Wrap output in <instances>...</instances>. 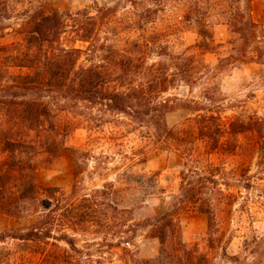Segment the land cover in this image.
Masks as SVG:
<instances>
[{"label": "rangeland", "instance_id": "obj_1", "mask_svg": "<svg viewBox=\"0 0 264 264\" xmlns=\"http://www.w3.org/2000/svg\"><path fill=\"white\" fill-rule=\"evenodd\" d=\"M21 1L10 9L11 19L4 21L11 27L0 32V100L12 95L11 90L6 89L7 85L15 82L19 75L30 72L29 68L18 66L21 60L24 61L21 51L26 43L16 30L23 17L17 13L31 10L38 1L49 2L51 8L60 12L85 7L95 12L97 6L114 8L116 12L110 27L104 29L116 38L114 44L131 52H135L134 44H140L145 49L147 64H166L171 79L166 96L185 99L194 96L202 103H208L202 98L208 80L193 84L191 94L180 68L190 65L187 58L217 67L221 58L231 54L237 56L239 34L233 32L234 13L238 8L246 9L245 0ZM250 12L264 34V0H253ZM101 36L104 37V32ZM64 42L70 43L67 39ZM261 44L264 46V40ZM76 45L86 46L80 42ZM248 49L250 56L255 54ZM230 62L235 63L227 65L228 71L214 80L220 84L226 98L221 109L223 121L229 122L237 117L247 119L254 114L264 118V57L262 63H243L240 59ZM81 63L87 65L90 62L83 55ZM215 83L210 81L208 84ZM44 100L51 101L53 116L43 122L42 143L49 145L48 129L53 123L56 130L53 136L64 146L52 147L51 152L38 156L33 153L23 155L24 161L33 169H28L29 177L17 172V179L8 186L16 185V189L24 190L25 183L31 179L42 189L34 199L22 203L27 206L22 218L0 212V232L28 229L46 214L44 199L50 200L54 209L59 199L62 205L56 214H62L61 223L65 227L56 225L55 233L59 234L65 228L76 239L80 251L75 252L65 242L53 239L45 243L9 238L0 241V264H45L44 253L49 256L51 264H56L54 258L62 255L64 250L70 255L71 264H130L136 259H153L159 255L161 246L148 229L139 228L133 238L124 235L126 238L120 243L119 237L112 236L103 226V213L109 214L113 224L119 220L112 217H119L113 206L120 210L134 209L132 213L124 214L130 224L163 211L166 198L178 191L181 172L196 166L200 169L221 166L230 180L238 178L242 167H249L255 175L254 186L248 192L250 199L246 207L235 203L231 210L219 215L217 234L225 233L220 247L212 249L209 246L207 216L192 206L180 215L182 242L216 264H236L224 256L225 248L227 254L237 255L241 260L262 261L264 264V174L259 173L256 166L258 137L255 132L239 135V148L234 155L209 154L205 144L196 139V117L187 110L180 109L167 115L169 128L182 133L186 139L170 141L165 147L127 116L113 112L103 115V108L98 104L48 96ZM10 114L0 103V120L4 118L6 121L0 122L1 172L8 170L4 163L11 159L10 153L4 149V140L17 138L16 134L10 133V118L5 117ZM36 134L30 131L31 137L36 138ZM24 138L28 137L24 135L22 140ZM192 144L196 150L188 158L184 152ZM109 184L114 185L115 192L107 198L98 197L97 190ZM48 188L52 190L47 191ZM24 193L32 195L31 191ZM127 240L130 245L125 243Z\"/></svg>", "mask_w": 264, "mask_h": 264}, {"label": "trees", "instance_id": "obj_2", "mask_svg": "<svg viewBox=\"0 0 264 264\" xmlns=\"http://www.w3.org/2000/svg\"><path fill=\"white\" fill-rule=\"evenodd\" d=\"M252 1L245 0L246 9L238 8L234 13L233 32L239 34L237 56L231 54L221 58L217 67H209L193 58H187L190 65L180 68L191 94L193 84L198 80H208L202 91V98L208 103H202L194 96L190 99L176 95L166 96L171 82L166 72V64H147L145 49L140 44H134L135 52L114 44L116 38L111 36L110 31L104 30L110 27L112 16L116 12L114 8L97 6L95 12L87 7L60 12L51 8L49 2L38 1L31 10L18 12L17 15L22 14L23 17L16 30L18 34L23 35L26 43L25 49L21 51L24 61L21 60L18 66L29 68L30 72L19 75L15 82L6 86V89L11 90L13 97L0 100L11 113L5 116L10 118V122L8 121L12 125L10 133L17 136L11 140L8 138L4 140V149L10 153L11 159L4 163L8 170L2 172L0 170V212L22 218L27 210V206L22 203L34 199L42 189L31 179L25 183L24 190L16 189V185L11 188L8 186L17 179V172L29 177L27 171L29 168L33 169L31 164L24 161L23 155L33 153L38 156L44 152H51L52 147L64 146L63 142L53 136L56 130L51 122L52 128L48 129L49 145H43L40 138L43 122L49 121L53 116L51 101L44 100L46 96L84 100L100 105L103 108V115L113 112L127 116L130 121L145 128L149 137L154 136L165 147L169 146L170 141L186 139L182 133L169 128L167 123V115L180 109L195 115L196 139L205 144L209 154H236L239 148V135L253 131L258 137L256 166L259 173L264 174V118L254 114L247 119L237 117L224 122L221 109L226 98L220 84L214 81L220 74L228 71L227 65L235 63L230 62L232 59H240L243 63L263 62L264 46L261 43L264 34L260 31L259 23L251 16ZM21 2L0 0L1 33L11 27L4 23L11 19L10 9L15 3ZM101 32H104V37L101 36ZM64 39L70 43H65ZM78 42L85 43L86 46H77ZM248 48L255 54L250 56ZM83 55L89 64L81 63ZM210 81L215 84H208ZM19 95L22 96L19 98ZM0 122L6 121L1 118ZM30 131L37 133L36 138L30 136ZM24 135L28 138L22 140ZM186 149L184 153L188 158L192 157L196 150L193 144ZM75 152L73 156L77 161ZM250 171L249 167H242L238 178L230 180L226 177V172H222L221 166L207 169H200L197 166L188 168L181 172L178 191L166 198V208L163 211L127 224L126 221L129 220L124 214L132 213L134 209L120 210L113 206L112 208L119 212V217H112L119 220L111 224L109 214L103 213L105 215L103 226L112 236L119 237L120 243L126 237H135L139 228L148 229L151 237L159 241L161 249L157 257L136 259L130 264H216L206 255L199 253L196 248H187L182 242L180 215L191 206L206 214L209 246L217 249L225 235L224 232L217 234L220 230L218 217L224 211L231 210L235 203L240 207L247 206L250 199L248 192L254 186L255 177ZM113 187V184L104 186L103 189L97 190L96 195L107 198L115 192ZM241 188L246 194L240 190ZM51 190L48 188L47 191ZM24 191H31L32 195L25 194ZM58 202L57 209H54L50 200L44 199L43 208L47 212L41 219L25 230L0 232V241L10 238L47 243L53 239L65 242L75 252L80 251L76 239L71 237L65 228L59 234L55 233L56 225L65 227V224L61 223L62 214L59 216L56 214L62 205L59 199ZM254 239L258 243L257 237ZM125 243L131 244L129 240ZM43 255L45 264H51L49 256L45 253ZM224 256L236 264L263 263L241 260L237 255L227 254L226 248ZM68 258L70 255L64 250L62 255L54 258V261L56 264H71L72 260Z\"/></svg>", "mask_w": 264, "mask_h": 264}]
</instances>
